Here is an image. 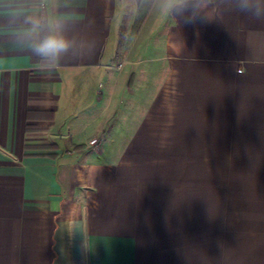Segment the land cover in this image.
<instances>
[{
	"label": "crops",
	"instance_id": "1",
	"mask_svg": "<svg viewBox=\"0 0 264 264\" xmlns=\"http://www.w3.org/2000/svg\"><path fill=\"white\" fill-rule=\"evenodd\" d=\"M247 3L0 0V264H264V20ZM25 15L73 47L35 56Z\"/></svg>",
	"mask_w": 264,
	"mask_h": 264
},
{
	"label": "clouds",
	"instance_id": "2",
	"mask_svg": "<svg viewBox=\"0 0 264 264\" xmlns=\"http://www.w3.org/2000/svg\"><path fill=\"white\" fill-rule=\"evenodd\" d=\"M191 0H159L158 10L162 14H170L176 9H185ZM240 10L247 12L256 20H264V0H248L240 6ZM197 20L211 22L207 15H192L190 12L184 19L185 23H195ZM22 34L30 39V47L35 56L43 60H58L73 47V41L65 35L62 22L48 19L42 15H25Z\"/></svg>",
	"mask_w": 264,
	"mask_h": 264
},
{
	"label": "built area",
	"instance_id": "3",
	"mask_svg": "<svg viewBox=\"0 0 264 264\" xmlns=\"http://www.w3.org/2000/svg\"><path fill=\"white\" fill-rule=\"evenodd\" d=\"M124 62L125 61L119 62L118 64L111 66V68L114 69V70H120L123 67Z\"/></svg>",
	"mask_w": 264,
	"mask_h": 264
}]
</instances>
